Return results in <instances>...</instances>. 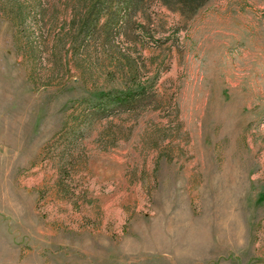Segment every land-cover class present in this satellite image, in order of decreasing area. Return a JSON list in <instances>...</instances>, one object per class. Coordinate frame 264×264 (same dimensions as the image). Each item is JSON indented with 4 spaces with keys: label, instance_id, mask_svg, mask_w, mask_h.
Segmentation results:
<instances>
[{
    "label": "rangeland",
    "instance_id": "1",
    "mask_svg": "<svg viewBox=\"0 0 264 264\" xmlns=\"http://www.w3.org/2000/svg\"><path fill=\"white\" fill-rule=\"evenodd\" d=\"M19 1L16 29L0 0V264H264V0ZM128 59L148 93L124 110Z\"/></svg>",
    "mask_w": 264,
    "mask_h": 264
},
{
    "label": "trees",
    "instance_id": "2",
    "mask_svg": "<svg viewBox=\"0 0 264 264\" xmlns=\"http://www.w3.org/2000/svg\"><path fill=\"white\" fill-rule=\"evenodd\" d=\"M9 1H10L8 2L9 4L4 10L5 11L4 16L11 21V23L14 25L16 29H19L21 28L22 25H24L30 13L29 12L27 13L24 4H21L19 0L16 1L9 0ZM30 1L33 2L31 10H35L37 13L39 9H41L40 12L38 13L41 15L42 18L43 17L45 18V14H42L44 12L42 1L41 0H30ZM195 1H198V4H201L203 0H186L184 3L190 4V3H194ZM125 2L127 8L129 9L128 11L129 14L138 13L137 7L140 3V0H125ZM97 8H98L97 5L91 7L90 12L87 14L86 18L81 22L82 29L79 30L80 32L82 31L87 32V34L93 36H95V34L98 32L97 31L98 27L100 26V23L103 18L101 12L103 11ZM76 20L78 21V18L73 20L72 23L73 26L76 25ZM118 20H119V14H117V21ZM125 21L129 22V19H126ZM126 22H124L125 25ZM127 61H128V66L123 67V71L125 72H121L124 87L123 89L120 90L119 96H116L114 100L113 99L110 100L112 101V104H116L117 107L124 110L133 109L136 104L145 101L148 93L145 85H143L139 81L140 79L139 68L137 67L136 64H132V62H130L129 59ZM102 96L107 97L108 94L104 93L102 94Z\"/></svg>",
    "mask_w": 264,
    "mask_h": 264
}]
</instances>
